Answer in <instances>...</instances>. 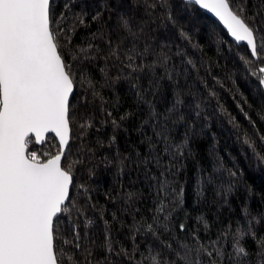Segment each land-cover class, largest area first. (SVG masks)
Instances as JSON below:
<instances>
[{"label":"trees","instance_id":"1","mask_svg":"<svg viewBox=\"0 0 264 264\" xmlns=\"http://www.w3.org/2000/svg\"><path fill=\"white\" fill-rule=\"evenodd\" d=\"M244 2L248 14L255 15L260 0ZM53 10L54 28L57 20L69 27L76 24L72 44L63 49L66 56L75 54L69 48H87L89 43L99 49L92 50L96 59L85 60L80 67L96 82L103 101L77 85L72 150L62 160L65 167L83 161L75 165L73 174L75 184L86 185L88 192L85 195L72 187L71 197L84 216L77 217L75 212L72 216L79 222L78 231L87 232L95 241L96 254L103 259L99 245L104 241L105 221L114 248L130 249L134 220L151 223L156 207L161 201L170 205L181 187L183 202L172 212L170 230L161 240L173 245L189 243L195 232L206 243L226 229H247L250 220L255 232L264 235V164L243 143L246 135L258 138L264 134L260 119L264 92L240 59L250 55L248 49L232 43L214 20L182 0H166L163 7L150 9L144 0H53ZM117 43L125 49L133 45L138 51L148 48L149 54L137 58L138 64H151L158 55H167L171 77L157 68L125 78L128 70L121 72L119 61L113 66L112 60L107 64L104 60L109 45ZM102 68L114 81L108 87H101ZM118 73L121 78L116 80ZM210 90L215 96L209 95ZM138 91L144 100H138ZM177 99L182 103L177 104ZM245 113L255 122V129ZM121 116L126 119L120 121ZM112 119L120 127L114 129ZM84 120L93 126L82 132ZM186 139L184 153L173 159L176 146ZM56 144L49 135L41 147L32 143L29 150L41 156L55 155ZM161 171L167 176H161ZM165 178L172 181L167 197L158 190V180ZM128 193L134 194L130 202H126ZM85 217L92 221L87 229L83 227ZM181 223L185 232L179 230ZM59 228L63 233L65 223ZM136 236L141 250L160 247L159 241L142 231ZM63 238L57 241L58 248ZM222 243L226 251H232L230 238ZM241 244L252 253L249 264H256L254 241L246 236Z\"/></svg>","mask_w":264,"mask_h":264},{"label":"snow or ice","instance_id":"2","mask_svg":"<svg viewBox=\"0 0 264 264\" xmlns=\"http://www.w3.org/2000/svg\"><path fill=\"white\" fill-rule=\"evenodd\" d=\"M144 3L150 9L163 7L166 0H144ZM187 3L207 10L235 42L246 43L250 55L240 59L264 89V0H260L255 15L248 14L244 0H236L235 4L233 0H187ZM53 11V0H0V264H249L252 253L241 244L246 236L256 245V264H264V235L255 232L251 220L247 229H226L219 238L206 243L195 232L189 243L173 245L161 240V235L170 230L172 212L183 202L182 187L170 205L161 201L151 223L134 220L129 230L133 241L130 249L123 245L119 250L114 248L105 221L104 241L99 245L103 259L96 254L95 241L89 239L87 232L78 231L79 222L72 216L73 212L77 217L84 216L71 197L72 187L85 195L88 192L86 185L75 184L73 174L75 165L83 161H72L65 167L62 160L72 150L71 125L77 85L91 90L94 97L103 101L96 82L80 67L85 60L96 59L92 50L99 52V49L89 43L87 48H69L75 54L66 56L63 49L72 44L76 24L69 27L57 20L54 28ZM122 23L128 27L126 19L122 18ZM148 54V48L138 51L133 45L125 49L117 43L109 45L104 60L106 64L112 60L113 66L119 61L120 71L128 70L125 78H133L134 73L145 70L154 72L157 68H163L171 77L167 55H158L151 64L136 62ZM101 72L104 76L101 87L110 86L114 81L107 69L102 68ZM120 78L118 73L115 79ZM132 87L137 85L133 83ZM209 95L215 96V93L210 90ZM137 98L144 100L142 91L137 92ZM176 103L182 101L177 99ZM108 115L111 117V113ZM124 119L126 116L120 117V121ZM245 119L255 129V122L247 113ZM260 119L264 120V112ZM112 124L114 129L120 127L116 119H112ZM92 126L90 120H84L80 129L84 132ZM49 133L58 141L55 155L41 156L29 150L32 143H44ZM243 143L264 164V134L258 138L246 135ZM187 146V139L177 145L173 159L177 154L182 155ZM165 151H168L167 145ZM156 164L160 166L158 157ZM161 176L166 177L167 173L161 171ZM171 184L167 178L158 180V190L167 197ZM133 195L128 193L126 202ZM61 222L65 223L63 233L59 228ZM90 224L92 221L85 217L83 227L87 229ZM204 227L207 229V223ZM179 230L186 231L183 223ZM141 231L159 241L160 247L150 245L141 250L136 236ZM62 236L65 238L58 248L57 241ZM229 238L231 252L222 243Z\"/></svg>","mask_w":264,"mask_h":264},{"label":"water","instance_id":"3","mask_svg":"<svg viewBox=\"0 0 264 264\" xmlns=\"http://www.w3.org/2000/svg\"><path fill=\"white\" fill-rule=\"evenodd\" d=\"M184 3H186V4H189V3H187V0H182ZM189 5H191V4H189ZM202 14H204L206 17H208V18H210V19H212V20H214L222 29H223V31L226 33V30L223 28V26L219 23V21L211 14V13H209L207 10H203V9H199L198 7H196ZM227 34V33H226ZM227 36L229 37V39H230V41L232 42V43H234L235 45H237V46H245L246 48H247V46H246V43H244V42H241V43H237V42H235L234 41V39L233 38H231L228 34H227ZM249 51V50H248ZM249 54H250V52H249ZM262 91L264 92V89H262ZM49 135H51L54 139H55V137L53 136V134H51V133H49V134H47V136H49ZM55 141H56V139H55ZM45 142H46V140H45ZM44 142V143H45ZM57 143H58V141H56ZM44 143H42V144H36V143H34L37 147H41Z\"/></svg>","mask_w":264,"mask_h":264}]
</instances>
